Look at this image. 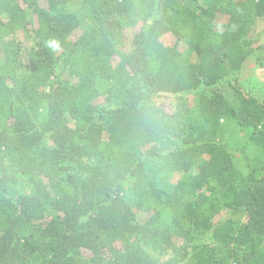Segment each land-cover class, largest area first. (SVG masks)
Masks as SVG:
<instances>
[{
    "label": "trees",
    "instance_id": "obj_1",
    "mask_svg": "<svg viewBox=\"0 0 264 264\" xmlns=\"http://www.w3.org/2000/svg\"><path fill=\"white\" fill-rule=\"evenodd\" d=\"M263 26L264 0H0V264H264Z\"/></svg>",
    "mask_w": 264,
    "mask_h": 264
},
{
    "label": "rangeland",
    "instance_id": "obj_2",
    "mask_svg": "<svg viewBox=\"0 0 264 264\" xmlns=\"http://www.w3.org/2000/svg\"><path fill=\"white\" fill-rule=\"evenodd\" d=\"M140 27L136 26L134 27V31H137ZM264 26L263 27H259L256 30V33L254 34V39H264ZM131 34V33H130ZM128 35L127 38H130L131 35ZM20 38L23 39V36L19 35ZM25 43V42H23ZM242 87L244 89H247V91L252 90V88H263L262 91L264 90V70L259 69L258 64L256 62L255 57L251 58L247 65L246 68L243 70L242 76ZM223 92L227 97H234L233 96V91L227 87V86H223Z\"/></svg>",
    "mask_w": 264,
    "mask_h": 264
}]
</instances>
